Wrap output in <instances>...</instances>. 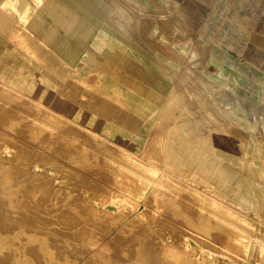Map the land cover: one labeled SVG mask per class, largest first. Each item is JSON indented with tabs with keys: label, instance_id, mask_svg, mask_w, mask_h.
<instances>
[{
	"label": "bare ground",
	"instance_id": "1",
	"mask_svg": "<svg viewBox=\"0 0 264 264\" xmlns=\"http://www.w3.org/2000/svg\"><path fill=\"white\" fill-rule=\"evenodd\" d=\"M192 1L200 2L188 0V6H196ZM203 1L204 10L213 2ZM66 2L0 0V34L32 55L37 48L30 39H38L64 66L83 56L92 59L129 90L118 104L94 105L95 113L80 122L75 113L54 108L53 101L48 104L0 74V139L16 149L0 148V264H264V139L221 122L212 111L197 115L198 102H191L195 110L187 100L191 90L177 83L186 55H198L195 47L177 44L174 36L164 40L156 29L159 41L137 37L131 49L116 50L118 56L87 52L97 29L82 16L80 4ZM174 3V15L190 17ZM173 21L182 33L185 20ZM187 23L198 29L203 17ZM161 66L172 71L166 76ZM257 78L262 86L264 77ZM15 115L20 116L13 120ZM261 118L264 128V114ZM67 123L87 130L93 142L117 148L102 155L101 146L83 144L80 150L77 144L86 141L64 140L65 133L57 131ZM18 127L24 132L15 134ZM69 143L75 145L65 146ZM60 173H73L75 182ZM85 185L92 188L82 189ZM91 190L105 192L92 196ZM187 198L194 203L182 206L199 219L197 235L188 232L191 219L162 211Z\"/></svg>",
	"mask_w": 264,
	"mask_h": 264
},
{
	"label": "rangeland",
	"instance_id": "2",
	"mask_svg": "<svg viewBox=\"0 0 264 264\" xmlns=\"http://www.w3.org/2000/svg\"><path fill=\"white\" fill-rule=\"evenodd\" d=\"M152 1L157 5V7L150 8L151 10L150 12L152 16L150 17L149 22L152 26H155L158 30H161V32H163L162 36L164 37V40H166L168 36L169 37L174 36V39L177 44L178 43L182 44L183 41H188L191 43V46H193V48L195 47V49L198 51V55L193 59L188 58L189 54L186 55L185 61L179 67L180 76L178 75L177 77V83L180 80H181L180 83H182L180 85L178 84L179 89L182 90L184 89L183 91H185L186 89L188 90L189 88V90H191L192 95L190 97L187 96V100L190 99L191 100L190 103L198 102L196 105L195 103H191V106L193 104L192 107L194 109L198 105L199 108H196L197 115L199 113H205V112L207 113L212 111L218 117V119L220 118L219 120L221 122L227 125L229 123H232L240 130L247 133L248 136L249 135L251 136V133H254L253 136L255 138L264 139V128L261 121L262 120L261 115L264 114V82L262 86L261 84L257 83L259 81L257 76L264 77V0H255V1L244 0L245 3L243 2V0H239V1L213 0L210 7L206 10H204V6L202 4L204 3L203 0H198L200 1L199 3L198 2L196 3V1L191 2L193 4L196 3V6H188V0H169V1L152 0ZM175 1H177L179 4L177 8L183 10L185 9V12H187V14L190 13L189 18L183 15H174L176 12V9L173 10L174 5L176 4L174 3ZM161 8H163V10H161ZM171 12L172 14L174 13L173 17L172 16L170 17L169 15L171 14ZM158 14H163V15L167 14L169 16H167V20H166V19H161L160 15ZM201 15L203 17V23L202 25L199 26V29H196L195 27L188 25L187 21L193 23L195 18H199ZM175 17L177 18L181 17V19H184L186 21V22L184 21L183 26L185 30L182 33L175 29L176 28L175 22L173 21ZM167 21H169L168 22L169 24L167 23ZM167 27L169 28L167 29ZM163 51L165 53L167 52L168 54L167 49L166 51L163 49ZM217 62L221 64L220 67L217 66ZM219 70L223 71L222 74ZM208 72L218 77L221 81H224L227 87L225 88L224 86L220 87L221 83L211 78ZM229 73L232 76L228 75ZM215 83L216 85L214 86ZM216 87H218L220 91H218L219 89ZM216 91L219 93H217ZM20 105L22 107V104ZM194 105L196 107H194ZM24 107H26L25 109H28L29 106L27 104H24ZM37 112L43 114L44 110L38 109ZM225 112L226 113L230 112V114H226ZM15 116H13L14 117L12 118L13 120L17 119V117L20 115H15ZM18 121L19 123L23 122V120L21 121L18 120ZM68 127L70 133H68ZM12 130L15 134L20 133V131L24 132V128H20V127ZM57 131L65 133L61 135V137H64V140H67L68 138V140L73 141V138L77 137L83 141H86L85 143L88 144L87 146L85 143L77 144L78 149L80 150H82L81 148L83 144L85 148L87 147L99 148L101 146L99 149L103 151L101 152L99 151L98 153L102 155L104 152H106L104 151L105 149H109V150L111 149V151H115L114 149L117 148L116 145L110 143L93 142L95 141L94 136L84 128L79 127L78 125L75 124L67 123L64 126H61ZM15 137H17V139L19 138V136H15ZM4 141L6 140L2 138L0 139V148L4 147L5 145ZM69 145H75V144L73 143L65 144V146H69ZM5 147H7V145H5ZM14 147H15L14 145L12 147V145L10 144L8 145L7 148L12 149V151H14L16 150ZM243 148H245V146ZM75 163H76L75 160L72 159V165ZM78 168L76 166H72L69 169L71 171H76ZM77 171H79V169ZM60 175H61L60 178H63L64 175L66 174L60 173ZM72 176L73 173L69 174V176L66 175L64 178L67 180L68 183L72 181L75 182L74 176L73 177ZM86 186L87 185L82 186L81 188L85 189L83 187ZM88 187L90 188V186H87L86 188ZM75 192L79 193L80 190ZM82 192L83 191H81V193H79L78 195L80 194L82 195ZM103 192L105 191L94 190L93 192V190H91L89 194H91L92 196H97L99 195L98 193L102 194ZM183 200L180 201L174 200L172 204H169L167 208H163L164 210L162 209V211L165 212L166 214H169L170 217L175 216L176 219L182 220L184 222H186L187 219H191L190 220L191 223L188 224V227L190 229L187 228L189 230L187 231L191 233L192 230L194 229V232H192L194 234L196 233V229H198L199 227L197 221L199 219L196 216L194 217L192 214L186 215L187 212L190 211V209L189 210L184 209L185 207H187L186 204L187 205L189 203L193 204L194 200L188 199L189 201L184 200L185 202ZM165 202H169V201H165ZM175 203H178L180 206L175 205ZM60 204L61 203H59V205ZM183 204H185V207L182 206ZM184 210H188V211H184ZM172 213H177V214H172ZM254 217L257 218V215H254ZM244 264H255V263L244 262Z\"/></svg>",
	"mask_w": 264,
	"mask_h": 264
},
{
	"label": "crops",
	"instance_id": "3",
	"mask_svg": "<svg viewBox=\"0 0 264 264\" xmlns=\"http://www.w3.org/2000/svg\"><path fill=\"white\" fill-rule=\"evenodd\" d=\"M69 1L66 3L73 7L80 4V8L85 11V15L81 12L82 16L97 29L87 43V52L91 49L102 57L111 53L118 56L116 50L121 53L131 49L137 37L150 44L151 40L159 41L157 33L152 31L157 28L149 22L152 15L148 0ZM12 26L17 27V24L12 22ZM30 40L37 48L36 55L21 49L14 41L0 34V74L6 75L7 83L25 89L48 104L53 101L57 105L54 108L75 113L80 122H83L84 114L95 113L94 105L118 104L122 92L129 90L122 79L92 59L83 56L70 67L64 66L59 59L45 51L40 40ZM109 48L112 51L109 52ZM57 67L63 69L62 73L53 71ZM160 71L167 76L172 70L161 66Z\"/></svg>",
	"mask_w": 264,
	"mask_h": 264
}]
</instances>
